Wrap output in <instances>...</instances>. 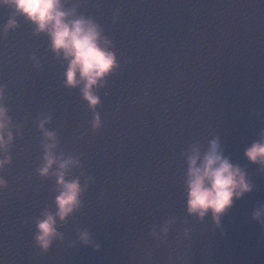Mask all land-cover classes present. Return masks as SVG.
Here are the masks:
<instances>
[{"label": "water", "instance_id": "95a60500", "mask_svg": "<svg viewBox=\"0 0 264 264\" xmlns=\"http://www.w3.org/2000/svg\"><path fill=\"white\" fill-rule=\"evenodd\" d=\"M67 6L103 27L121 70L99 92L103 127L94 136L92 113L78 90L63 86L64 67L47 38L22 18L5 37L11 12L0 7V85L7 86L15 137L12 163L0 173L8 182L0 193V264H264V228L251 218L264 205V172L243 156L264 131V0ZM47 116L58 153L80 161L72 174L83 172L88 190L82 208L58 229L63 241L42 254L34 221L45 208L54 210L55 198L54 179L36 173L43 156L38 122ZM217 137L255 184L220 230L210 218L187 215L181 155ZM84 230L99 251L80 245Z\"/></svg>", "mask_w": 264, "mask_h": 264}, {"label": "clouds", "instance_id": "9594fccd", "mask_svg": "<svg viewBox=\"0 0 264 264\" xmlns=\"http://www.w3.org/2000/svg\"><path fill=\"white\" fill-rule=\"evenodd\" d=\"M67 4L68 0H0V7L11 12L3 35L6 37L16 29L18 18H22L33 27L34 35L47 38L49 51L64 67L63 86L78 90L92 113L90 128L95 136L103 127L97 112L101 106L99 92L106 88L112 76L119 74L121 62L113 41L105 35L103 27L93 17L78 13L75 7H68ZM128 63V60L123 61L125 66ZM6 88V85H0V173H4L12 163L9 153L15 139L9 108L4 103ZM50 122V116L38 122V129L43 135V156L36 173L41 179L55 181L54 210L45 208L34 221L33 240L42 254L48 253L54 242L63 241L64 236L58 229L82 208V197L88 190L87 181L81 183L83 172L79 176L72 174L74 169L82 168L80 161L58 153L57 133L45 127ZM181 155L186 164L183 189L187 215L199 221L210 218L220 230L222 218L234 203L255 190L246 166L233 162L225 155L218 137L210 140L206 149L193 144ZM243 156L248 165L264 172V131L244 149ZM7 188L8 182L0 175V193ZM251 218L264 228V205L254 209ZM171 223L164 224L162 232L165 235ZM152 235L156 236V233L152 232ZM79 243L100 250L87 230L79 232Z\"/></svg>", "mask_w": 264, "mask_h": 264}]
</instances>
